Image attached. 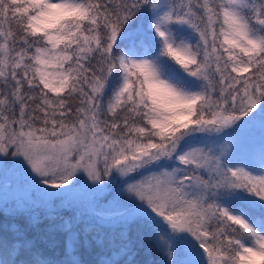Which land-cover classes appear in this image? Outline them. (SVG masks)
<instances>
[{"label": "snow or ice", "instance_id": "obj_1", "mask_svg": "<svg viewBox=\"0 0 264 264\" xmlns=\"http://www.w3.org/2000/svg\"><path fill=\"white\" fill-rule=\"evenodd\" d=\"M257 125L259 166L239 155ZM0 174L53 219L82 222L88 190L96 227L118 208L161 264H264V0H0ZM32 246L0 239V264H80Z\"/></svg>", "mask_w": 264, "mask_h": 264}, {"label": "trees", "instance_id": "obj_2", "mask_svg": "<svg viewBox=\"0 0 264 264\" xmlns=\"http://www.w3.org/2000/svg\"><path fill=\"white\" fill-rule=\"evenodd\" d=\"M8 186L11 189L15 188L11 184ZM76 192L77 194L73 193L70 198L79 207V210L85 214L83 221L80 223L75 221L77 208H59L55 213L56 218L53 219L49 218L51 214L47 209L31 204L37 197L32 191L30 193V189H20L19 193L12 195L13 199H10L9 202L6 201L8 197L6 190L2 191L0 189V239L9 243L17 237H20L21 240L32 241V252L42 254L37 257L38 259L49 258L58 261L61 255L66 254V250L48 244L51 240L47 238L46 231L47 228L60 227L65 220H71L73 222L71 232L75 234V239L69 241L71 242L72 253L67 252V254L75 255L80 264L87 263L83 261L81 255L86 246H88L86 249L89 253L88 257L93 261L111 253L113 249L109 245V239L114 238L116 243L119 244L122 231H126V239L123 242L130 244V249L127 255L119 260L118 264H129V259L130 264H161L165 259L164 253L159 248V234L139 221L129 223L126 229L118 226L119 222L114 225H105L102 229L96 227L95 215L88 208L90 193L85 190ZM26 193H29V195H26ZM58 204L59 201L56 202V205ZM85 222L93 225L92 230L87 233L84 231ZM101 237L104 240L103 244L98 243V238ZM28 255V253L22 252L17 259H27ZM4 258L3 254L0 253V259Z\"/></svg>", "mask_w": 264, "mask_h": 264}, {"label": "rangeland", "instance_id": "obj_3", "mask_svg": "<svg viewBox=\"0 0 264 264\" xmlns=\"http://www.w3.org/2000/svg\"><path fill=\"white\" fill-rule=\"evenodd\" d=\"M261 140H262V132H261L259 125H257L255 128L248 130L245 133H243L241 138H240V141H239V147H240L239 155L241 157L251 158V162L255 166H259V164H260L259 146H260ZM224 144H225V141H220L219 145H217V149L219 150V147L223 146ZM231 151H232V145L228 144L227 150L225 152V156L227 157V155ZM9 184L13 185L15 188L14 189L9 188V186H8ZM0 185H1L0 189L2 191L6 190V193L8 194V197L6 200L7 202H9L10 199L11 200L13 199L12 195H16L17 193H19L20 189L25 188L23 186H19L18 181L14 180L12 177L3 176L2 174H0ZM83 190L88 191L86 189L77 190V191L82 192ZM30 193H31V190H30ZM74 193L77 194V192H74ZM26 195H29V193H26ZM109 200H111V196H109L108 198L105 199V201H104L105 204ZM118 212H119V209L116 207L106 209L105 215H104L101 222L104 223V225H114V224L118 223L119 222L118 221V215H117ZM95 220H96V216H95ZM46 236L48 239L51 240V242H48V244H50V245L52 244L53 246H57L58 249L65 248V250H67L68 253H72L71 242H69L70 240H69V235H68L67 231L62 230L60 227L47 228ZM87 247L88 246H86L84 248V251H82V253H81V255L83 256V261L87 262L88 264H98L100 258H97L94 261L91 258H89L88 257V254H89L88 250H86ZM67 256H68V258H72V257L77 258L75 255L67 254ZM122 257L123 256H121L120 259ZM65 259H66V254H63L58 258V261H63Z\"/></svg>", "mask_w": 264, "mask_h": 264}]
</instances>
